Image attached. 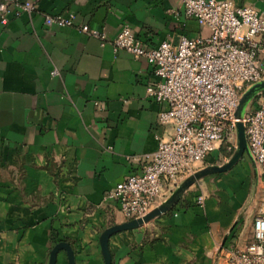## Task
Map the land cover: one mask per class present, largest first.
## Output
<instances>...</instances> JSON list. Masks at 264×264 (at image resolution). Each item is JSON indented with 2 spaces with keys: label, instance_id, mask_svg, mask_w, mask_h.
I'll return each instance as SVG.
<instances>
[{
  "label": "crops",
  "instance_id": "0c3cea01",
  "mask_svg": "<svg viewBox=\"0 0 264 264\" xmlns=\"http://www.w3.org/2000/svg\"><path fill=\"white\" fill-rule=\"evenodd\" d=\"M8 1L30 2L36 13L0 23V264H48L59 242L71 246L75 264H103L101 234L127 222L105 194L170 129L158 123L167 106L146 95L154 68L79 27L109 41L127 26L148 47L208 30L184 15L181 0ZM229 1L264 11V0ZM67 13L76 26H44L43 15ZM225 161L218 149L201 168ZM263 207L264 182L244 155L191 186L166 214L111 237L112 264H218L223 247L251 243ZM57 264H68L65 252Z\"/></svg>",
  "mask_w": 264,
  "mask_h": 264
},
{
  "label": "built area",
  "instance_id": "2783aa9c",
  "mask_svg": "<svg viewBox=\"0 0 264 264\" xmlns=\"http://www.w3.org/2000/svg\"><path fill=\"white\" fill-rule=\"evenodd\" d=\"M181 2L184 15L206 28L207 36H181L176 43L148 47L127 26L109 41L86 24L79 27L101 46L109 43L114 52L125 51L151 65L157 80L146 86V95L167 106L158 123L170 129L169 137L145 156L138 171L105 194V201L114 203L127 221L142 219L161 205L169 197L166 192L172 194L222 145L228 144L234 152L239 100L247 88L264 79V11L235 6L229 0ZM24 12L31 16L36 8L30 2L0 1L3 25L10 15ZM75 19L73 13L43 15L46 28H70L76 26ZM240 122L249 158L264 182V92ZM196 203L202 205L204 197L198 196ZM218 264H264V207L253 219L251 243L244 248L223 247Z\"/></svg>",
  "mask_w": 264,
  "mask_h": 264
},
{
  "label": "water",
  "instance_id": "95a60500",
  "mask_svg": "<svg viewBox=\"0 0 264 264\" xmlns=\"http://www.w3.org/2000/svg\"><path fill=\"white\" fill-rule=\"evenodd\" d=\"M263 92L264 79L253 84L243 92L234 113V118L237 120L235 124L236 148L227 162L220 166L213 165L202 168L190 177L186 178L161 205L149 212L144 218L130 220L123 224L114 225L104 230L99 238L101 253L103 256V264H112V257L109 250V240L111 237L121 232L136 230L154 220L155 218L166 214L175 207V205L181 199L182 195L198 181L209 175L225 173L229 171L233 166H235L244 155L249 157V151L245 137V129L244 125L240 121L248 111L249 103H251L254 98L259 96ZM60 252H65L68 264H75L73 250L71 246L66 242H59L55 244L50 252L48 264H57V256Z\"/></svg>",
  "mask_w": 264,
  "mask_h": 264
},
{
  "label": "trees",
  "instance_id": "16d2710c",
  "mask_svg": "<svg viewBox=\"0 0 264 264\" xmlns=\"http://www.w3.org/2000/svg\"><path fill=\"white\" fill-rule=\"evenodd\" d=\"M228 144H224L221 146L220 150H221V154L223 156L224 159H228L230 158V156L232 155L233 151L232 150H228Z\"/></svg>",
  "mask_w": 264,
  "mask_h": 264
},
{
  "label": "rangeland",
  "instance_id": "374dc122",
  "mask_svg": "<svg viewBox=\"0 0 264 264\" xmlns=\"http://www.w3.org/2000/svg\"><path fill=\"white\" fill-rule=\"evenodd\" d=\"M258 101H259V96H257L256 98H254L253 101H251V103H249L248 110H252V108H254L258 104ZM203 164L204 163L199 164V166H202Z\"/></svg>",
  "mask_w": 264,
  "mask_h": 264
}]
</instances>
